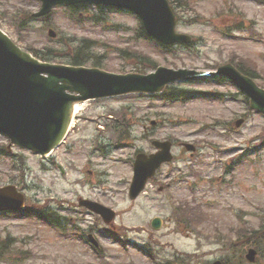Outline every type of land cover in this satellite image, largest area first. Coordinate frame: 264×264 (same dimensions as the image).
Masks as SVG:
<instances>
[{
    "label": "rangeland",
    "instance_id": "rangeland-1",
    "mask_svg": "<svg viewBox=\"0 0 264 264\" xmlns=\"http://www.w3.org/2000/svg\"><path fill=\"white\" fill-rule=\"evenodd\" d=\"M171 5L176 30L193 40L168 51L144 36L135 14L89 4L77 10L57 5L40 19L33 16L39 0H0V28L23 48L52 52L54 61L68 62L65 53L83 50V64L116 73L151 72L160 65L212 71L231 61L255 70L264 84L263 1ZM49 30L55 35L48 36ZM204 80L176 81L160 95L84 101L65 142L48 156L13 146L17 168L1 158L0 185L17 184L26 205L51 207L55 218L70 223L60 234L36 217L0 215V242L10 238L0 264H264V114L250 109L230 81ZM179 89L221 96L162 98ZM154 139L173 142V160L131 199L132 160L154 151ZM117 140L121 146L115 147ZM6 141L0 135V144ZM184 141L196 146L193 154L180 145ZM79 197L113 208L114 222L79 207ZM156 216L161 226L153 229ZM73 224L80 229L70 230ZM91 228L97 251L83 239ZM252 246L258 252L253 263L244 258Z\"/></svg>",
    "mask_w": 264,
    "mask_h": 264
},
{
    "label": "water",
    "instance_id": "water-1",
    "mask_svg": "<svg viewBox=\"0 0 264 264\" xmlns=\"http://www.w3.org/2000/svg\"><path fill=\"white\" fill-rule=\"evenodd\" d=\"M105 3L135 10L143 19L148 33L164 43L189 42L190 36L174 30V15L166 0H42L36 15H43L58 3ZM214 73L225 74L250 98V107L264 111V89L242 74L232 64L218 67ZM43 74H47L44 76ZM207 75L193 69H172L159 66L147 75H126L107 72L99 68L65 66L40 62L21 50L0 30V131L6 132L13 142L35 151L47 152L64 137L73 112V102L128 91L154 92L165 84L179 79H193ZM76 92L70 94L66 92ZM239 124V123H237ZM161 150L149 156L138 155L130 196L135 197L161 162L171 159L170 142H155ZM193 149L191 144H185ZM109 221L114 212L96 202L80 200ZM22 196L13 187L0 188V209L19 208ZM152 225L159 227V219ZM255 251L249 249L246 257L254 260ZM213 264H220L219 261Z\"/></svg>",
    "mask_w": 264,
    "mask_h": 264
},
{
    "label": "trees",
    "instance_id": "trees-1",
    "mask_svg": "<svg viewBox=\"0 0 264 264\" xmlns=\"http://www.w3.org/2000/svg\"><path fill=\"white\" fill-rule=\"evenodd\" d=\"M76 7H79L78 5ZM37 54H40L41 55V59H48V58H51V57H54V55H52V52H46V53H37ZM69 55V54H68ZM67 55V56H68ZM71 57H69V63L71 64H82L86 59H88V55L86 54V51H83V50H80V51H77L75 53V55H69ZM242 72H244L245 74L251 76V77H254L256 78L258 75L257 73L255 72V70L253 69H247V67L237 63L236 65ZM243 67V68H242ZM218 77H215L214 79L215 80H218L217 79ZM264 86V84H263ZM178 91H180L181 93H177ZM192 91L193 93H188L186 90L184 89H179L177 90L176 92L174 93H168L167 94V99H170V100H173L175 98H187V97H193L194 95V91L193 90H190ZM246 100V98H245Z\"/></svg>",
    "mask_w": 264,
    "mask_h": 264
},
{
    "label": "bare ground",
    "instance_id": "bare-ground-1",
    "mask_svg": "<svg viewBox=\"0 0 264 264\" xmlns=\"http://www.w3.org/2000/svg\"><path fill=\"white\" fill-rule=\"evenodd\" d=\"M82 103H76L74 105V113H77L81 109Z\"/></svg>",
    "mask_w": 264,
    "mask_h": 264
}]
</instances>
